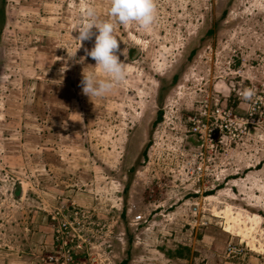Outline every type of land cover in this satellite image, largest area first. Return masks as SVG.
I'll return each instance as SVG.
<instances>
[{
	"label": "rangeland",
	"instance_id": "obj_1",
	"mask_svg": "<svg viewBox=\"0 0 264 264\" xmlns=\"http://www.w3.org/2000/svg\"><path fill=\"white\" fill-rule=\"evenodd\" d=\"M109 3L0 0V264H264V0H154L89 98Z\"/></svg>",
	"mask_w": 264,
	"mask_h": 264
},
{
	"label": "clouds",
	"instance_id": "obj_2",
	"mask_svg": "<svg viewBox=\"0 0 264 264\" xmlns=\"http://www.w3.org/2000/svg\"><path fill=\"white\" fill-rule=\"evenodd\" d=\"M155 14L154 0H110L105 18H101L94 5L81 9L77 23L72 29V32L78 33L75 37L72 35L78 41V46L70 55L68 54V58H75L78 50L84 46V42L94 37L93 47L84 49L86 57H91L95 65H91L92 70L82 71L83 94L89 98H102L112 93L116 86L126 79L125 63L118 55L121 49L117 39L119 37L117 25H135L150 30ZM122 52L126 57L125 49ZM86 57H80L78 62L82 63ZM68 68L69 65L65 62L60 69L61 74ZM239 96L243 101L251 102L256 96V91L252 87H245L239 92Z\"/></svg>",
	"mask_w": 264,
	"mask_h": 264
}]
</instances>
